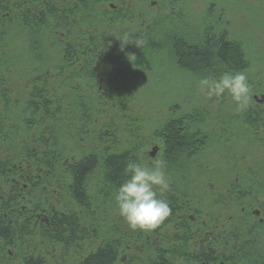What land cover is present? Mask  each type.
I'll use <instances>...</instances> for the list:
<instances>
[{
  "label": "trees",
  "instance_id": "16d2710c",
  "mask_svg": "<svg viewBox=\"0 0 264 264\" xmlns=\"http://www.w3.org/2000/svg\"><path fill=\"white\" fill-rule=\"evenodd\" d=\"M11 1V16L17 15V17L9 19L12 27L10 26L8 33L11 32L14 46H18L22 51V60L27 63L25 64L33 77L28 80L31 85L24 94L25 99L18 101L22 104L27 118L24 114L16 118L17 122L14 124L22 127L23 130L26 128L22 130L23 134L26 130L29 133L24 138L21 136L17 139L19 129L9 128V120L0 111V154L2 155L0 188L15 193L14 196L11 194L6 205L0 204V241H2L0 250L11 245L10 241L14 243L13 246L17 240L23 241L24 237L29 235L27 224L31 222L33 215L43 212L49 215L46 224L48 227L45 224L40 225L41 235L46 244L61 243L65 249L76 242H93L94 248L78 258L75 264H114L118 249L124 248L121 244L122 240L131 239L137 230H131L124 220L122 223L110 224L107 229L102 221L106 218L110 222V210L115 209L118 212L113 199L115 189L126 178L124 172L126 163L130 160H138V156L133 147L125 150L116 148L113 129L100 134L88 131L92 107L89 108L83 98L77 94L75 87H69V97L67 96L69 93L58 94L50 87L45 72L48 63L53 59L52 56L57 58L55 59L57 74L67 73L68 77H73L77 81L87 77L88 81L97 82L96 77L100 75L107 79L108 87L118 96V91L123 90L135 78L133 68L147 69V59L155 60L153 57L157 59V54L159 57L162 56L164 50L170 61V69L176 68L200 79L202 76L219 77L224 71H240L244 68L246 62L242 44L234 39L229 41L227 33L222 32L225 30L220 28L221 21L210 25L206 21L208 16L203 14V11L197 14L203 20L200 21L204 24L203 34H199L200 32L185 34L181 20L183 0H159L165 10L157 13L145 8L141 9L135 4L137 2L146 4L149 0ZM110 4H115L117 9L111 10ZM6 7L7 5L3 8ZM211 9L213 7H210ZM138 14L139 18L134 19V15ZM214 16L215 21L222 18L220 11ZM58 31L62 34L61 37L57 35ZM125 33H128L132 40L124 45L122 50V41L119 38ZM223 33L226 37L222 36ZM138 37L143 41L142 47H137L135 44V39ZM128 51L136 57L133 58L134 62L131 61V65L127 62H130ZM0 62V87L4 88L8 69L6 54L0 53ZM3 64L6 67L2 70ZM56 77L55 75L54 78ZM0 96L6 97L5 90L0 91ZM7 102L5 101V106ZM64 102L68 103L65 105ZM167 112L169 114L154 128V134L162 142L163 153L165 154L166 151L164 158L177 161V164L166 167L171 177L169 191L176 193V198L169 202L171 213L164 220L165 222L173 218L174 209L182 198L180 183L178 179L172 177L180 175L183 169L191 168L183 166V163L199 158L201 151L204 152L207 145L213 142V133L203 126H210L211 122L217 126L226 125L224 118L221 119L217 115L211 117L212 115L203 107L186 111L183 107L178 109L177 105L172 104ZM234 116L243 119L242 126L236 122L235 133L238 134L243 129L247 136L256 141L258 130L262 125L260 113L249 106L246 111L234 113ZM67 124L69 128L72 127L67 133L69 136L74 135L73 141L79 137L86 138L92 135L96 136L98 146L83 151L82 155L76 158H70L71 155L65 154L63 148L56 151L57 135H54V128L58 126L59 129H63ZM177 129L182 134L180 137ZM104 135H107L106 140L103 139ZM197 136H203L205 141H200ZM164 137L167 140L162 141ZM110 139L111 148H103L105 143H110ZM23 159L51 160V162L59 159L68 160V174H65V177L61 176L64 183L60 187L61 193H65L61 196L62 201L67 197V200L61 204L67 209L65 210L67 215L62 214L63 212L57 213L51 204H42L38 200L42 199L44 194H49L47 190L51 185L53 174L51 163H44L43 176L28 172V181L23 182L27 190L22 185L15 186L10 182L19 174L17 167L12 165ZM235 168H233L234 175L238 173L240 178H236L235 181L223 180L224 185L221 186L220 194L216 197L226 208L229 201L233 202L235 254L234 261L230 264H264V201L260 200L264 192V158L251 166L241 165ZM227 189L229 191L225 194ZM40 191L42 193L37 199L35 192L40 194ZM103 199H107L108 213H102ZM23 202L29 204L25 211L8 212L6 220L2 219V212L6 211L8 206L19 208ZM214 202L215 200L210 205L206 204L204 209L214 207L212 204ZM75 208L80 211L81 217L75 212ZM226 208L224 211L228 212ZM253 208L261 211V223L250 217ZM206 216L207 228L212 224L223 223L220 220L215 221L217 217L215 214L208 213ZM81 219L85 220L83 224H80ZM224 219V234L227 236V217ZM181 225L183 227L182 222ZM103 226L106 232L102 229ZM144 250L145 257L140 259L139 264H175L171 259L174 256L179 257L178 247H173L172 252L166 249L164 252L167 257L161 252L160 256L164 257V260L153 257V250L157 253L159 248L153 249L147 243ZM19 258L15 264H44V259L40 255L22 254ZM5 263L8 262L0 261V264Z\"/></svg>",
  "mask_w": 264,
  "mask_h": 264
},
{
  "label": "rangeland",
  "instance_id": "374dc122",
  "mask_svg": "<svg viewBox=\"0 0 264 264\" xmlns=\"http://www.w3.org/2000/svg\"><path fill=\"white\" fill-rule=\"evenodd\" d=\"M203 1L188 0L183 5L181 12H184L188 5L190 10H197L204 5L203 14L210 12V18L216 19L214 15L220 11V16L222 17L221 30H225L226 33H229L231 39L239 41L242 44L246 63L240 71H245L248 76V83L252 90L250 106L260 113L262 117V125H260L258 130L256 141L252 137L247 136L243 129L238 134L235 133L236 122L242 126L243 119L242 117L237 118L234 116V113L238 114V112L235 111V105L231 97L225 94L219 99H207L199 92L197 87L199 79L196 76L179 71L176 68L175 70L170 69V61L167 58L165 50L162 51V56L159 57V54H157V59L156 57H153L155 60L147 59V69L137 70L133 68L135 78L123 90L118 91V96L108 87L107 79L100 75L96 77L97 82L96 80L88 81L87 77H83L84 80L77 81L73 77H68L67 73L62 75L57 74L58 72L55 69L57 58L53 56L45 72L48 84L58 94H67L69 93L70 86L75 87L77 94L83 98L89 108L92 107L90 109L92 117L88 131L100 134L113 129L116 148L118 150H125L133 147L140 162L148 163L151 161L152 157L149 153H152L153 146H158V156L163 154L162 142L154 134V128L169 114L167 112L168 107L175 104L178 109L183 107L186 111L198 107L205 108L212 115L211 117L217 115L221 119L224 118L226 125L223 127L233 134V137L226 134V138L230 140L224 145L226 148L228 146L227 149L225 147L221 149L219 145L213 146V143L210 142L206 147L207 149L200 156L204 160L203 162L219 157L220 163L222 165L229 164L230 169L232 167L235 168V166L241 167V165L251 166L253 163L264 158V99L262 102L258 101L260 100V95H264V8L262 7L264 0H205V4H201ZM210 3L214 4V8L207 11V8L210 9ZM135 4H138L141 9L145 8L148 10L149 8L148 2L146 4L144 2H137ZM151 6H154V4ZM136 7L138 8V6ZM151 9H154V7H151ZM259 16L261 17L259 18ZM8 48L4 49L3 54H6L7 65L10 68V73H8L11 76H7L8 73L6 72L7 79L4 88L0 87V91L6 89L8 92L6 97L0 96V111L9 120V128L14 127L19 129L18 139L21 136L24 138L29 132L26 130L25 134H23L22 127L14 126L17 122L16 118L22 117L25 114V110L22 104H19L18 101H13V99L19 98L20 95H24L27 92V89L31 85L28 80L32 79L33 74L30 75L29 69L26 66L27 63L24 59L22 60L20 48L18 46L13 50L12 48ZM127 62L131 65V61ZM5 67L3 64L2 70ZM55 75L57 76L56 78H54ZM69 95L70 93L67 94L68 97ZM24 99L21 98V100ZM5 101H8L7 106L4 105ZM64 103L66 105L68 102ZM6 107L7 109H4ZM25 118H27L26 114ZM203 127L208 131H212L215 130L217 125L211 122L210 126L204 125ZM70 128L72 127L70 126ZM70 128L68 124L63 129H59L58 126L54 128V135H57L56 151H60L59 149L63 148L65 154L71 155L70 158H76L82 155L83 151H89L91 148L98 146L96 136L93 137L92 135H88L86 138L84 136L79 137L76 138V141H73L74 135L69 136L67 133ZM106 138L107 135H104L103 139L106 140ZM83 139L84 141H82ZM109 142L105 143L103 148H111L112 140L110 139ZM210 152L216 155L213 157L210 155ZM1 156L0 154V158ZM50 163L53 165L51 160ZM62 166L64 167V164ZM224 167L227 171L228 167ZM237 174L235 173V179L240 178ZM58 175V170H53L51 185L47 190L49 192L48 195L44 194L41 199L39 197L42 192L40 191V194L35 192L37 199L39 198L38 200L42 204L49 203L54 208H59V205L67 200V197H64L59 205L56 204V197L60 194L61 196L65 194L64 192L61 193L60 187H62L63 182L58 179ZM25 189L27 190V187ZM187 196L189 197L188 194ZM191 198L193 197L191 196ZM95 200L98 201L96 197ZM260 200L264 201V192L261 194ZM103 202L102 212L108 213L107 199H103ZM28 206L27 202L20 204V207L27 208ZM75 212L81 217L78 209L75 208ZM109 213L110 222L107 219L104 221L101 218L99 219L104 226L106 225L107 229L110 224L113 225L114 222L118 223L120 221V216L115 209L110 210ZM48 218L49 215H44L41 217V220L37 219V221H40L38 224L36 222L33 225L31 220L27 224L29 235H26L23 241L17 240L15 246L10 241L11 245L6 247L8 248L6 251L0 250V261L8 262L5 264H15L22 254H32L40 255L44 259V264H75L78 258L86 255L94 248L95 243L86 241L76 242L73 246L65 249L61 243L46 244L41 235L40 225H46L44 220L46 219L47 221ZM42 219L44 220L42 221ZM84 221V219L83 221L81 219L80 223L83 224Z\"/></svg>",
  "mask_w": 264,
  "mask_h": 264
},
{
  "label": "flooded vegetation",
  "instance_id": "af4514ba",
  "mask_svg": "<svg viewBox=\"0 0 264 264\" xmlns=\"http://www.w3.org/2000/svg\"><path fill=\"white\" fill-rule=\"evenodd\" d=\"M1 6H0V53H3L4 49L6 47L13 48L15 47V42L12 40L11 32L8 33V30L11 25V0H0ZM188 2V0H183V5ZM154 6H151L153 5ZM201 4H205V0L201 2ZM209 4V3H208ZM5 5H7L6 8ZM182 5V7H183ZM163 4L159 2V0H149L148 2V10L153 13H157L160 11H164L165 8H162ZM214 4L210 3V7H213ZM151 7H154V9H151ZM264 8V6H262ZM204 5L197 9V10H190L189 5L187 8H185L184 12H182L181 20L184 22V32L185 34L190 33H199L203 34V23L200 21L202 18L199 17L197 14L198 12L203 11ZM214 8V7H213ZM110 9L115 10L117 9V6L115 4H110ZM210 9L207 8V11ZM210 12H207L206 21L210 23V25H215V22L222 21L218 19L215 21V19L210 18L209 15ZM17 15L13 16L12 18H16ZM139 18L138 15H134V19L137 20ZM199 24H201L199 26ZM15 27V26H14ZM13 27V28H14ZM216 33L215 31H213ZM225 33V31H222ZM57 35H62L58 32H56ZM224 33L222 36H224ZM218 34V33H217ZM215 34V35H217ZM229 36V41L232 40L229 33H227ZM226 37V36H224ZM228 41V42H229ZM16 43L18 44V41L16 40ZM8 48V49H9ZM229 66V65H228ZM10 73V68L7 69V73ZM7 76H11L9 74ZM6 79L4 80V84L6 82ZM1 82V81H0ZM6 94L8 92L5 89ZM259 102H262L264 99V95H260ZM24 95H20L19 98L13 99V101H22L21 98H24ZM255 98V96H253ZM177 132L179 130L177 129ZM213 133L212 140H213V146L219 145L221 149H224V145H226L227 142L230 140L227 137L226 134L233 137V134L225 129L222 126H217L215 130L211 131ZM182 134L178 135L180 137ZM211 139L210 137L208 138ZM164 140H167L166 137H164ZM154 149L152 150V153H149V155L152 157L151 161L154 159H159L161 157L164 158L165 154L163 153L161 156L157 155V152L159 151L158 146H153ZM226 148V147H225ZM228 148V146H227ZM226 148V149H227ZM214 152V151H212ZM210 152L211 156H215V153ZM203 154V151H201L200 156ZM209 155V154H208ZM199 156V158H196L195 160H189L188 162H184L183 166H190L189 169H183L182 173L179 175H175V177L178 179V183H180V186L182 188V198L179 201V204H177L176 208L174 209V216L169 222L163 221V223L156 228L153 231H141L137 230L135 235H132L133 237L131 239H123L122 243L124 245V248L118 249L117 251V260L114 264H139L140 259H143L145 257L144 253V247L146 244H150V246L155 249L156 247L159 248L154 252L153 250V257L157 259L158 257L164 260V257L160 256L161 252H164L169 250L168 252H172L173 247H178L179 251V257L174 256L171 261L175 264H225L228 262V264L231 263V261H234V252H235V216L234 213V207H232L233 202H228V207L226 208L224 204H221L216 197L220 194V188L222 185H224L223 180H230L232 179L235 181L234 178V170L233 167L230 169V167L227 164H221L219 161V157L216 159H210L205 162L204 160ZM166 167L170 166L171 164H177V161L175 160H168L165 159ZM64 161V162H62ZM50 163V160H18L16 161L12 167H17L19 174L17 177L12 178L11 182L15 186L22 185L25 189L27 186L24 181H28V172L31 173H40V175H43V165L44 163ZM208 162V163H206ZM68 160H54L53 161V170H58V179L63 182L62 177H65V174H68ZM64 164V167L62 166ZM67 166V167H66ZM227 166L228 169L226 171L225 167ZM221 167V168H220ZM167 172V168H166ZM168 175V173H167ZM168 179L171 177H169ZM169 179V180H170ZM64 183V182H63ZM62 183V185H63ZM190 189V190H189ZM229 189H227V194ZM14 196L15 193H10L8 191H4L0 188V204L6 205L8 202V199L12 196ZM189 195V197L187 196ZM158 195L161 196V198L166 199L169 202H171L174 198H176V193L170 192L167 190L163 194L158 193ZM191 196L193 198H191ZM179 199V198H177ZM232 199V198H231ZM214 207L204 209L205 205H210L212 201ZM233 200V199H232ZM62 201L61 194L56 197V204H60ZM10 204V203H9ZM62 204V203H61ZM183 204V206L181 205ZM65 207L59 205V208H54V210L57 213H62L64 215H67V210ZM225 208L228 210L224 211ZM26 207H9L4 212H2V219L6 220L7 213L12 212H21L25 211ZM103 211V210H102ZM103 213V212H102ZM215 214L217 217H215V221L218 220L222 221L223 223L221 225H213L210 228H207L206 220L207 214ZM45 214L43 212H37L32 217V225L38 224L37 221L41 220V217ZM250 217L258 222H262L261 218V211L258 208H253L250 211ZM106 216V214H105ZM104 216V217H105ZM223 216V217H222ZM218 217L223 218V220ZM224 217H227L226 225L227 227V236H225V224H224ZM217 218V219H216ZM106 218H104L105 220ZM44 219H42L43 221ZM187 220V221H186ZM123 219L120 217V223H122ZM44 222L47 224L46 219ZM43 222V224H44ZM181 222L183 223V227L181 225ZM81 224V223H80ZM103 224V223H102ZM48 227V225H46ZM104 229V226L103 228ZM106 230V228H105ZM104 230V232H106ZM67 236V235H66ZM2 242V241H0ZM11 244V243H10ZM8 248H5L6 251ZM139 251V253H138ZM122 254V255H121ZM165 255V252H164ZM227 255V256H225ZM167 257V255H165ZM135 259V260H134Z\"/></svg>",
  "mask_w": 264,
  "mask_h": 264
},
{
  "label": "clouds",
  "instance_id": "9594fccd",
  "mask_svg": "<svg viewBox=\"0 0 264 264\" xmlns=\"http://www.w3.org/2000/svg\"><path fill=\"white\" fill-rule=\"evenodd\" d=\"M119 39L122 41V50L124 45L132 40L128 33ZM135 44L142 47L143 41L138 37ZM133 58L136 59L129 53L128 59L134 62ZM197 87L209 100L219 99L227 94L231 97L237 112L246 111L250 106L252 90L245 71H224L219 77L202 76ZM124 172L126 178L115 189L113 196L118 215L133 231L155 230L171 213L168 201L158 195L170 187L164 158L154 159L148 163L130 160L126 163Z\"/></svg>",
  "mask_w": 264,
  "mask_h": 264
},
{
  "label": "bare ground",
  "instance_id": "6f19581e",
  "mask_svg": "<svg viewBox=\"0 0 264 264\" xmlns=\"http://www.w3.org/2000/svg\"><path fill=\"white\" fill-rule=\"evenodd\" d=\"M214 68V67H213ZM197 138L200 140V141H205V138L203 136H197Z\"/></svg>",
  "mask_w": 264,
  "mask_h": 264
}]
</instances>
